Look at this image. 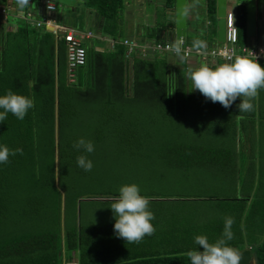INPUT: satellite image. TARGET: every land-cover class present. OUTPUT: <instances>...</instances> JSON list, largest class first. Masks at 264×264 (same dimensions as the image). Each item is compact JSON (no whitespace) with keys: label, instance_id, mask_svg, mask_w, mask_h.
I'll return each instance as SVG.
<instances>
[{"label":"trees","instance_id":"16d2710c","mask_svg":"<svg viewBox=\"0 0 264 264\" xmlns=\"http://www.w3.org/2000/svg\"><path fill=\"white\" fill-rule=\"evenodd\" d=\"M257 1L260 12L264 0ZM126 2L78 3L82 15L97 17L93 33L119 43L112 49L107 41L86 42L87 63L77 68L74 81L69 79L62 35L57 40L44 28L25 22L7 28L0 22V96L11 89L35 102L25 119L9 113L0 123V145L23 149V155L0 164V264H63L64 259L68 264H190L184 253L198 249L194 237L205 235L214 243L222 237L225 217L235 221L229 246L254 251L258 264H264V112L257 114L258 125L254 110L240 113V98L225 109L193 91L184 75L191 67L188 59L181 62L170 52L151 50L126 57ZM77 6L66 7L78 21L69 23L58 3L51 17L68 28L88 31ZM175 6L176 0H165L166 11L174 12ZM36 8L38 17L47 15L45 3ZM206 13L210 26L217 17V0H206ZM234 14L238 43L246 46V3ZM158 31L149 27L144 38L133 39L175 41L169 39L171 31L164 36ZM213 31L202 39L206 50L216 46ZM185 41L192 47L191 38ZM259 64L264 67V62ZM257 126L260 172L255 175L250 167L241 179L244 154L237 148L238 132L243 130L255 142ZM80 138L93 142V153L73 149ZM81 154L92 161L91 171L77 166ZM196 173L234 184V193L222 198L210 190L193 198L175 192V184ZM131 184L139 186L155 215V234L140 244L117 238L110 209L119 188ZM87 206L106 212L104 220L86 214L85 219Z\"/></svg>","mask_w":264,"mask_h":264},{"label":"clouds","instance_id":"9594fccd","mask_svg":"<svg viewBox=\"0 0 264 264\" xmlns=\"http://www.w3.org/2000/svg\"><path fill=\"white\" fill-rule=\"evenodd\" d=\"M10 4H1L0 6L9 5L14 13L27 10H33L36 13L40 11L30 4V0H16V4L21 10L17 8L16 4ZM26 7L28 8L25 9ZM13 19L3 23L12 22ZM258 28L259 24L256 41L247 43V45L264 47V42H259ZM183 43L181 38L170 45V49L181 62H185L187 59L186 51L182 47ZM192 48L200 53L202 50H206L207 44L205 41L197 39L193 41ZM260 62L264 61L258 62L256 56L255 59H250L247 56H235L234 59H230V62L219 63L215 67L209 66L211 63L203 64L195 70L190 67L184 75L185 79L190 81L193 91H199L206 100L219 103L228 109L240 98L242 101L238 105L240 113H251L254 110L253 100L261 90H264V67L259 64ZM29 87H31V82H29ZM34 107V99L16 94L9 89L5 95L0 96V110H2L0 111V123L7 119L9 113L17 119L23 120L29 110ZM237 118L243 119V116ZM72 147L76 151L89 154L95 150L93 142L84 138L75 141ZM17 154L23 155V149L10 150L6 145H0V164L9 163V157ZM76 163L85 171H91L93 168L92 161L84 154L76 157ZM149 205L150 201L141 195L138 185H123L119 188V195L113 198L110 205L116 221L114 232L117 238L125 240L128 244H140L146 236L155 234L156 228L152 224L155 215ZM234 223L232 217H225L222 237L214 243L209 242L205 235L195 236L194 244L198 246V249L184 253L190 264H241V255L228 244L234 238L232 232ZM201 248L203 251L199 250ZM63 264H68L65 259Z\"/></svg>","mask_w":264,"mask_h":264},{"label":"rangeland","instance_id":"374dc122","mask_svg":"<svg viewBox=\"0 0 264 264\" xmlns=\"http://www.w3.org/2000/svg\"><path fill=\"white\" fill-rule=\"evenodd\" d=\"M4 0L0 1V4H5L3 2ZM8 1V0H7ZM127 1V0H126ZM6 2V1H5ZM164 2L165 0H132L130 4L125 5V9L122 13V19H123V28L125 36L128 32V24L133 23L137 24L138 26H142L146 32H148L149 27L153 26L156 22L162 23L163 25H166L167 28L165 30H173V26L175 24V11L173 13H166L164 8ZM247 1L245 0H228V7L227 9L231 12H236L237 7L240 4H244ZM40 5L44 4L45 1L39 2L38 0H30V4L35 8L38 4ZM8 4V2H7ZM80 10L81 15V23L85 27L84 30H86L87 27L91 29H96L95 24L94 25H87L86 23V16L88 14H83V7L81 5L77 6ZM187 21H188V35L187 37L191 38V40H202L207 38L206 34L207 32L212 29H215V35L217 39V17L215 19H211L212 24L208 26V17L206 13V0H187ZM61 12L63 15L68 19L69 23H73L74 21H78L76 18H73L72 15H70V9L66 6H62ZM155 16H158L159 19L156 21ZM259 42H264V9H261L259 12ZM12 23L15 25L24 24V21L21 18H14L12 20ZM158 25V24H157ZM157 27V26H156ZM90 30V29H89ZM92 31V30H91ZM94 31V30H93ZM145 33V32H144ZM248 43H253L256 41L255 37H249L247 39ZM258 42V41H257ZM92 40L88 41V44H91ZM264 44V43H263ZM199 100L197 101V103ZM210 101H206L204 104L205 107H209L208 104ZM260 150L258 149V154ZM245 154L241 157L240 165L241 169L243 170L241 174H239V178L244 179L248 176V173L246 172V169L249 170L251 167L252 170H256V174L258 175L260 172V158H253V156L250 154V152H244ZM255 154H257L255 152ZM263 178V173L261 171V176ZM213 178V179H212ZM185 180L181 181L178 185L173 188L176 190L175 192L181 195H188V197L192 196L193 198H196L198 195H205L209 194L210 190L217 194V196L224 197H230L234 191L233 187L234 184L222 181L219 179V177H211L208 174H193V176H190L186 182ZM238 186H241L240 181L236 182ZM240 189V187H239ZM240 194V193H238ZM84 216L87 219V216L89 218H92L94 220L103 221L104 215H106V212L102 214L99 210H91L89 206L85 208ZM87 216H86V215ZM112 218V216H111ZM108 219V217H107ZM115 219V218H114ZM247 249V248H246ZM245 250V249H244ZM254 252V251H253Z\"/></svg>","mask_w":264,"mask_h":264},{"label":"built area","instance_id":"2783aa9c","mask_svg":"<svg viewBox=\"0 0 264 264\" xmlns=\"http://www.w3.org/2000/svg\"><path fill=\"white\" fill-rule=\"evenodd\" d=\"M45 9L47 15L45 17H38L39 13L33 10L17 11L14 13L11 6H0V22H7L13 18H21L26 24L32 28H44L52 31L57 40L64 38L67 47L68 55V73L70 81H74L75 71L77 68L86 65L87 63V49L84 44L90 40H101L107 41L108 46L113 49L119 41L113 38H105L101 35H96L91 31L81 32L79 30L68 28L58 23L56 19L51 17L57 10V2L55 0H45ZM225 28H226V41L220 45H216L210 50H202L197 53L192 47L186 45V41L182 47L185 49L187 59L191 57H197L199 60L205 63H218V62H230V59H234L235 56H247L250 59H255V56L259 61H264V47L257 46H240L238 39V27L236 23V16L233 12L227 10L225 17ZM177 38L175 39V41ZM174 41V42H175ZM173 42V43H174ZM122 43L127 47V55L129 57L136 51H141L142 54H146L147 50L153 52L158 51L161 53L170 52L172 55L175 53L170 49L171 43H160V42H145L139 43L136 39L125 38Z\"/></svg>","mask_w":264,"mask_h":264},{"label":"water","instance_id":"95a60500","mask_svg":"<svg viewBox=\"0 0 264 264\" xmlns=\"http://www.w3.org/2000/svg\"><path fill=\"white\" fill-rule=\"evenodd\" d=\"M61 6L74 8L85 0H55ZM247 34L249 37L257 35L259 6L257 0H247ZM228 0H217V45L225 43V17ZM175 34L177 39L187 38V0H176ZM238 251V250H237ZM241 255V264H258V257L250 249L238 251Z\"/></svg>","mask_w":264,"mask_h":264},{"label":"crops","instance_id":"0c3cea01","mask_svg":"<svg viewBox=\"0 0 264 264\" xmlns=\"http://www.w3.org/2000/svg\"><path fill=\"white\" fill-rule=\"evenodd\" d=\"M132 2V0H127V4H130ZM11 3V4H10ZM8 4L12 5V4H16V0H8ZM165 4V2H164ZM1 5V4H0ZM166 11V10H165ZM173 13L171 11H167L166 13ZM97 17L94 16V15H87L86 16V23L87 25L91 26V25H94L97 23ZM175 18H176V11H175ZM159 19L158 16H155V20L157 21ZM3 24V23H2ZM158 23L156 22L153 26H151V28H156L159 30L158 31V34L160 35H165V33L168 35V31L169 30H161L162 27L161 26H158L157 25ZM3 26L7 27V28H16L17 24L15 25L14 23L12 22H8V23H4ZM128 32H127V37H130V38H144V35L146 33L145 29L142 27V26H138L137 24H133V23H129L128 24ZM175 28V24L173 26V29ZM87 29H91L89 27H87ZM91 31V30H90ZM145 32V33H144ZM169 39H172V41H174L176 39V34L173 32V30H171V32L169 33ZM147 40V39H146ZM146 43L147 42H152V41H145ZM189 63L191 65V67H193V69H196L198 68L199 66L203 65V64H207L208 63H205L201 60H199L197 57H191V59L189 60ZM253 104H254V111H255V114L257 115L258 112H261L263 111L264 112V90L260 91L258 93V95L255 97V99L253 100ZM257 116H255V121L256 123L259 125V119L257 118ZM258 126L256 127L255 129V132L256 133V139L257 141L255 140V142H252L245 134L243 135V130H240L238 132V140H237V148L238 150L241 151L242 154H245L244 152H250V154L253 156V158H259V154H258V149H259V146H258V135H260L258 132L259 130L257 129ZM247 132H250L251 133V129L250 127L248 128V131ZM252 135V134H251ZM255 152L257 154H255Z\"/></svg>","mask_w":264,"mask_h":264}]
</instances>
